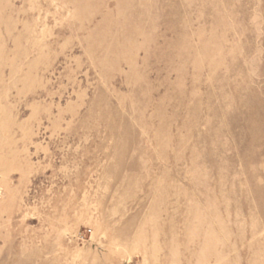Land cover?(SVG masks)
<instances>
[{
  "label": "rangeland",
  "instance_id": "374dc122",
  "mask_svg": "<svg viewBox=\"0 0 264 264\" xmlns=\"http://www.w3.org/2000/svg\"><path fill=\"white\" fill-rule=\"evenodd\" d=\"M0 264H264V0H0Z\"/></svg>",
  "mask_w": 264,
  "mask_h": 264
}]
</instances>
